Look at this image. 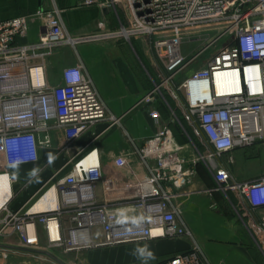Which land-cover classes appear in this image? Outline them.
<instances>
[{"label":"built area","instance_id":"2783aa9c","mask_svg":"<svg viewBox=\"0 0 264 264\" xmlns=\"http://www.w3.org/2000/svg\"><path fill=\"white\" fill-rule=\"evenodd\" d=\"M98 5L110 10L123 7L124 21L117 30H109L103 20L96 33L72 34L56 7L0 20V173L8 177L10 187L0 206V237H15L18 246L37 249L39 224L46 250L59 258L187 238L190 248L154 264H212L184 220L180 202L187 195L184 186L196 174L194 166L202 164L214 186L199 193L223 195L264 256V174L237 181L219 161L226 158L232 163L234 150L264 146V0H103ZM32 23L38 29L37 40L20 43ZM206 28L213 35L186 58L185 40L193 41L189 35ZM146 36L164 73L140 102L150 104L158 97L168 106L165 89L174 99L183 95L185 114L201 144L185 130L186 144L176 141L169 124L179 121L169 106L168 123L151 109L149 117L158 126L154 136L140 148L131 140L132 149L114 162L122 166L136 156L146 174L120 184L104 178L96 149L82 152L74 145L94 124L120 125V118L108 111L81 63L64 67L53 85L46 79V61L61 46L75 48L113 38L130 42ZM204 53L210 56L202 68L175 81ZM51 132L57 134L61 166L24 204L11 209L12 186L18 182L12 171L37 163L41 152L53 147ZM66 166L69 170L60 174ZM99 182L106 193L123 192L100 201L95 190ZM233 193L236 204L229 196ZM121 210L143 220L117 223Z\"/></svg>","mask_w":264,"mask_h":264},{"label":"crops","instance_id":"0c3cea01","mask_svg":"<svg viewBox=\"0 0 264 264\" xmlns=\"http://www.w3.org/2000/svg\"><path fill=\"white\" fill-rule=\"evenodd\" d=\"M85 1L86 0H0V20H9L19 16L30 15L39 8L51 9L56 7L61 10L60 16L63 26L72 34L85 35L96 33L99 30L100 22L103 20L108 29H113L112 22L115 19L112 10L98 5V3L103 0H91V4H85ZM37 35V26L32 23L29 27V33L26 39H20L19 42L36 41ZM136 41H139L138 37H136ZM104 47L105 45L99 42L79 44L75 48L61 46L54 49L46 61V79L50 84H53V79L49 72L54 65H61L63 63L70 66L77 63L83 65L84 72L92 79L108 111L120 118V125L108 126L105 121L94 124L77 138L74 144L75 149L80 148L83 150L82 152L96 149L104 178L124 184L140 179L146 174V170L140 164L136 156L129 158L127 163L122 166H117L114 163L115 159L118 156L125 155L132 149L131 140L140 148L144 141L154 136L158 126L153 119L149 117L148 112L151 109H156L160 113L164 123H168L170 120L171 112L168 108L169 105L167 106L158 97L150 104L141 103L140 100L143 96L151 90L149 86L151 82L148 83L147 77L144 74L141 75L139 67L135 62L131 63L129 59H124L121 54L117 53L113 48L106 50ZM58 54H60L59 57L56 56ZM153 56L155 57L154 54ZM155 60H157V63L152 64L151 67L158 72L155 81L157 83L159 80L158 75L164 73V70L156 57ZM57 79L59 81V76ZM151 87H153V83ZM164 93L171 105V107H169L179 121V123L169 124L173 136L175 137L174 131L176 130V124L187 141L188 138L184 135L183 130L187 132L189 137L196 144L200 145L201 141L199 137L195 135L190 119H188L185 114L183 95L178 94V98L174 99L169 94V90L165 89ZM51 135L53 138V147L42 151L37 163L25 164L12 171V174L17 176L18 182L12 186V198L8 204L11 209H16L24 204L31 195L46 183L52 173L61 166L63 156H56L55 149L57 146L55 141L57 134L51 132ZM179 144L184 145L186 143ZM49 154L54 157V162L51 164L49 163ZM231 155L232 158L238 157V149L234 150ZM219 161L230 172L229 162H227L226 158ZM194 167L196 174L189 187L194 190L200 187H204V189L211 188L209 185L211 181L214 184V181L212 178L208 177V173L203 165L196 164ZM69 168L70 166H66L64 171H61L60 174L67 172ZM1 170L2 166L0 165V171ZM34 170L36 175H32ZM230 174L232 175L231 172ZM95 190L100 201L115 199L116 197H120V194L123 192L106 193L103 182L97 183ZM203 194L207 193H196V195ZM219 195V193H213L209 196L214 202L208 204L209 207L212 204L213 207L222 205ZM186 197L187 195L184 196L182 200H185ZM63 222V225H65V219ZM240 222L239 220L234 223L230 219H225L224 222L220 220L216 222L209 219L205 222L207 224L206 234L203 235L201 233L200 236L197 235L198 226L195 225L194 231H196V236L199 239L197 243L212 264H255L264 258L254 245L243 224ZM35 228L39 237V246L40 244H47L41 225L36 224ZM17 243L18 241L15 237H0V264H23L24 261L22 263H14L9 262L8 259H10V261H15L16 257L26 254L47 257L49 260L59 264L52 258L37 252L39 250L49 252L46 250L47 248L44 249L43 247H39L37 249H27L18 246ZM147 243L148 246L153 244L160 245L159 247H161V249L154 253V255L158 257L164 253L176 254L183 252L190 248L191 241L187 238H177L149 241ZM133 245L134 244H127L117 247L127 246L126 248L124 247V252H129L128 248ZM135 246H139V244H135ZM49 253L51 254V252ZM52 255L62 260L58 256ZM62 261L65 262L64 260ZM24 263L26 264L28 262Z\"/></svg>","mask_w":264,"mask_h":264},{"label":"rangeland","instance_id":"374dc122","mask_svg":"<svg viewBox=\"0 0 264 264\" xmlns=\"http://www.w3.org/2000/svg\"><path fill=\"white\" fill-rule=\"evenodd\" d=\"M114 21L112 22V28L109 30H117L120 26V22L124 21L123 18V7H116L115 10H112ZM196 34L189 35L191 36V40L193 41H186L183 44V55L186 58H190L201 46L209 35H213V31L211 32L210 28L200 29ZM222 39L220 40V42ZM102 42L105 45V49H114L117 53L121 54L124 59H129L131 63H136L139 67V71L141 75L144 74L147 77V82L156 83L158 73L156 70L152 69L151 65L156 64L157 60L152 54V49L150 45V37H139V41H136V37L131 38L130 42L122 38H113L107 39L102 41H95L92 43H99ZM89 44V43H88ZM94 48V47H92ZM57 57L60 54L56 55ZM210 56L209 53H204L201 55L198 60L191 63L187 70L182 72L181 74L175 77V81L179 82L183 79L191 70H197L204 66L207 58ZM70 65H66L65 63L61 65H54L52 70H50V76L52 77L53 85H57L58 83V76L60 71ZM159 79V78H158ZM150 86V89L153 87ZM227 160V159H226ZM233 162L228 163L229 169L232 175L235 177L237 181L243 180H251L254 179L262 174H264V146L262 145H255L253 147H249L246 149H239L238 150V157L232 158ZM211 178V176L208 174ZM211 181V180H210ZM214 186L213 182L211 181L209 187ZM200 191L204 190V187L199 188ZM199 189H192L189 185H185L183 190L186 191L187 197L185 200H181L182 210H183V218L186 221L187 225H189L190 230L195 238L198 241V237L196 236V231H194L195 225H197V235L200 236L202 233L203 235L206 234V227L207 224L205 223L209 219L213 221H222L224 222L225 219L232 220V222H238L240 219L238 218V213L231 207L228 200L223 196L221 197L220 201L222 205H217L216 207H209L208 204L214 203L213 199L209 198L208 194L203 195H196L199 192ZM207 189V188H205ZM197 191V192H196ZM196 192V193H195ZM201 194V192L199 193ZM204 196V197H203ZM230 199L236 204V196L235 194H230ZM218 197V198H219ZM206 198V199H205ZM219 206V207H218ZM238 211V208H236ZM239 219V220H238ZM234 220V221H233ZM241 223V222H240ZM202 229V230H201ZM199 233V234H198ZM148 244L147 242L139 244V246H143ZM43 245V246H42ZM40 244V248L43 247L44 249L47 248V244ZM138 245V244H137ZM158 244H153L149 247V250L155 253L157 250H160L161 247ZM125 248L127 246H124ZM124 247H105L99 248L94 250L85 251L79 254L69 253V254H60V252H55L60 254V258L66 262V264H143L142 260L138 258L136 255H133L134 250L138 247L135 244L128 248L129 252H124ZM91 251V252H90ZM174 254L164 253L160 256L156 257L154 260L147 261V264H154L159 260H164L173 256ZM9 262H16L22 263L28 262L26 264H56L52 260H49L47 257H43L40 255H22L20 257H16V260ZM23 262V264H25ZM255 264H264V258Z\"/></svg>","mask_w":264,"mask_h":264},{"label":"clouds","instance_id":"9594fccd","mask_svg":"<svg viewBox=\"0 0 264 264\" xmlns=\"http://www.w3.org/2000/svg\"><path fill=\"white\" fill-rule=\"evenodd\" d=\"M52 162H54V157L51 154H49V163L51 164ZM32 175H36L35 170L33 171ZM118 215L120 218L117 220V223H121V224L125 222H130L132 224H139L143 220V217H131L130 218L122 210L119 211ZM133 255H136L138 258H140L143 264H147V261L155 259L154 253L149 250V247L147 244L143 246H138L134 250Z\"/></svg>","mask_w":264,"mask_h":264},{"label":"bare ground","instance_id":"6f19581e","mask_svg":"<svg viewBox=\"0 0 264 264\" xmlns=\"http://www.w3.org/2000/svg\"><path fill=\"white\" fill-rule=\"evenodd\" d=\"M218 80V79H217ZM10 194L9 180L4 173H0V206L6 202Z\"/></svg>","mask_w":264,"mask_h":264},{"label":"trees","instance_id":"16d2710c","mask_svg":"<svg viewBox=\"0 0 264 264\" xmlns=\"http://www.w3.org/2000/svg\"><path fill=\"white\" fill-rule=\"evenodd\" d=\"M167 103L168 105L171 107V105L169 104V100L167 99ZM178 116V115H177ZM175 127H176V130L174 131V135H175V138L176 140L179 142V143H186L187 140L186 138L181 134V132L179 131V128L176 126L175 124ZM206 172V171H205ZM207 174V173H206ZM208 175V174H207ZM209 177V176H208ZM210 178V177H209Z\"/></svg>","mask_w":264,"mask_h":264},{"label":"water","instance_id":"95a60500","mask_svg":"<svg viewBox=\"0 0 264 264\" xmlns=\"http://www.w3.org/2000/svg\"><path fill=\"white\" fill-rule=\"evenodd\" d=\"M7 247H9V246H7ZM37 252L42 253V254H44V255H46V256L52 258L53 260H55V261L58 262L59 264H66L65 262H63L62 260L56 258L55 256H53L52 254H50V253L47 252V251L39 250V251H37Z\"/></svg>","mask_w":264,"mask_h":264}]
</instances>
